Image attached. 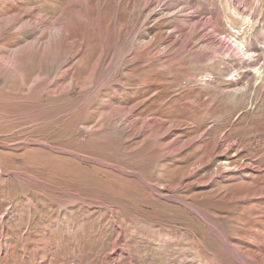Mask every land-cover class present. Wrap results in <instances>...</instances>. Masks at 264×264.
Listing matches in <instances>:
<instances>
[{"label":"rangeland","instance_id":"obj_1","mask_svg":"<svg viewBox=\"0 0 264 264\" xmlns=\"http://www.w3.org/2000/svg\"><path fill=\"white\" fill-rule=\"evenodd\" d=\"M263 42L264 0H0V264H264Z\"/></svg>","mask_w":264,"mask_h":264},{"label":"bare ground","instance_id":"obj_2","mask_svg":"<svg viewBox=\"0 0 264 264\" xmlns=\"http://www.w3.org/2000/svg\"><path fill=\"white\" fill-rule=\"evenodd\" d=\"M202 28V27H201ZM259 45V46H258ZM256 47H254V51L255 52H260V48L263 47L261 44H258ZM250 59V60H249ZM258 56L257 57H253V58H247L244 60V65L247 67H252L253 65H255L258 61ZM209 218V217H208ZM216 229V228H215ZM219 231V230H218ZM217 234V233H216ZM222 234V233H221ZM221 236V235H220ZM224 236V235H223ZM222 236V237H223ZM222 241V240H221ZM238 260L239 262H241V264H259L258 262H256V260L252 257H248V258H242L241 256L238 255Z\"/></svg>","mask_w":264,"mask_h":264}]
</instances>
